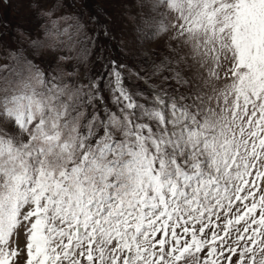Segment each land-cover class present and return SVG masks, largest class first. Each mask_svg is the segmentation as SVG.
Listing matches in <instances>:
<instances>
[{"label": "snow or ice", "instance_id": "6c2138e0", "mask_svg": "<svg viewBox=\"0 0 264 264\" xmlns=\"http://www.w3.org/2000/svg\"><path fill=\"white\" fill-rule=\"evenodd\" d=\"M10 9L0 264H264V0Z\"/></svg>", "mask_w": 264, "mask_h": 264}, {"label": "rangeland", "instance_id": "374dc122", "mask_svg": "<svg viewBox=\"0 0 264 264\" xmlns=\"http://www.w3.org/2000/svg\"><path fill=\"white\" fill-rule=\"evenodd\" d=\"M70 0H65V3H69ZM93 4H95V0H93ZM23 9L21 10V14L23 13ZM21 19L20 15H17L14 10L10 9L7 13L0 15V22L8 21L11 24L17 23Z\"/></svg>", "mask_w": 264, "mask_h": 264}]
</instances>
